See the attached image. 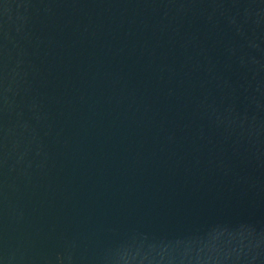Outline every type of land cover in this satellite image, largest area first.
I'll use <instances>...</instances> for the list:
<instances>
[{
  "label": "water",
  "instance_id": "obj_1",
  "mask_svg": "<svg viewBox=\"0 0 264 264\" xmlns=\"http://www.w3.org/2000/svg\"><path fill=\"white\" fill-rule=\"evenodd\" d=\"M0 264H264V0H0Z\"/></svg>",
  "mask_w": 264,
  "mask_h": 264
}]
</instances>
